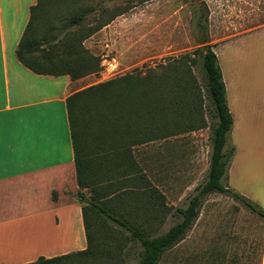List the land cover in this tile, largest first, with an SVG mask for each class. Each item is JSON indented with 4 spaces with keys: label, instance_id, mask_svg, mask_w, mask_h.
Returning <instances> with one entry per match:
<instances>
[{
    "label": "rangeland",
    "instance_id": "obj_1",
    "mask_svg": "<svg viewBox=\"0 0 264 264\" xmlns=\"http://www.w3.org/2000/svg\"><path fill=\"white\" fill-rule=\"evenodd\" d=\"M220 1L224 25L206 22L203 34L195 24L202 20L200 15H206L207 0H53L71 11L62 14L66 16L57 33L38 39L50 40L38 53L40 59L48 58L55 65L67 63L65 71L77 60L84 75L80 78L88 76L81 85L109 83L89 110L96 129L109 117L155 119L153 141L141 146L131 142L134 134L143 133V124L138 131L133 124L124 125L126 134L120 143L127 153L125 178L121 184L114 179L116 189L102 195L100 202L102 208L149 237L181 220L175 209L185 208L207 178L215 120L201 57L194 51L203 47L204 36L212 50L213 43L236 32L232 19L248 16V9L243 8L248 7L247 0ZM236 8L245 12L235 16ZM38 11L33 13L37 17ZM77 16L83 18L74 26L71 21ZM36 21L33 16L32 23ZM92 34L93 39L84 41ZM55 70H59L57 65ZM81 110L78 116L86 117L85 106ZM118 126H112L117 131L111 132L114 143L124 131ZM95 191L99 189L78 188L75 197L88 206ZM257 197L255 205L264 212V193ZM86 220L91 254L46 264H137L142 247L128 232L97 209L94 215L87 210ZM157 264H264V219L227 193H210L202 198L185 237Z\"/></svg>",
    "mask_w": 264,
    "mask_h": 264
},
{
    "label": "crops",
    "instance_id": "obj_2",
    "mask_svg": "<svg viewBox=\"0 0 264 264\" xmlns=\"http://www.w3.org/2000/svg\"><path fill=\"white\" fill-rule=\"evenodd\" d=\"M44 1L0 0V264H31L87 248L82 205L75 197L79 186L67 99L87 87L81 84L88 76L73 80L68 74L34 72L16 53L33 16L35 37L41 39L57 33L62 14L71 11ZM246 3L248 16L239 18L237 12L245 11L236 8V32L213 43L212 51L232 117L225 186L257 204V194L264 193V0ZM222 4L207 0L205 25H224ZM82 18L71 22L78 26ZM200 42L210 45L208 39Z\"/></svg>",
    "mask_w": 264,
    "mask_h": 264
},
{
    "label": "trees",
    "instance_id": "obj_3",
    "mask_svg": "<svg viewBox=\"0 0 264 264\" xmlns=\"http://www.w3.org/2000/svg\"><path fill=\"white\" fill-rule=\"evenodd\" d=\"M200 19L202 20H198L195 25H197L198 29H201L204 34L205 29L203 24L205 23V16L202 17L200 15ZM35 32L36 30H33L31 20L16 51L17 58L24 66L34 72L44 74H68L73 80L84 76L80 68L76 65V59L72 61V67L67 71H65L67 63L66 65L57 63L56 65L59 70L56 71V65L52 63L50 59H40L38 53L43 52L42 48L44 45H48V42L45 44L42 41L40 42L37 37H35ZM206 42L207 37L204 36L202 38V43ZM36 53L38 56H35ZM194 53L201 57L202 70L206 75V92L213 109L212 117L215 122L212 126V152L207 178L204 183L198 187L196 195L190 198L185 208L175 209V212L181 216V220L172 225L164 233L149 237L144 235L143 232L133 228L127 221L114 216L100 206V202H102L101 196L104 194L107 195L113 188L116 189V185L113 183L114 179L117 178L119 180L117 183L121 184V181L125 178L123 175L127 167V153L123 149L125 144H121L124 142L121 136L126 134L125 131L127 129H125L124 125L133 124L134 129L138 131V126L143 124V133L138 135L134 134L135 139L131 142V145L134 146L153 141L154 138L152 135L155 133L153 127L155 119L154 121H148L150 116L142 121L139 119L135 121L127 117L118 119L109 117L102 121L100 127L96 129V121L88 115L90 113V108L98 99L97 95L104 93V89L109 85V83H101L75 93L67 99L68 117L75 150L77 184L79 188H87L88 190L93 188L99 189V191H95L93 197H91L95 201L91 199L90 205L82 206L87 248L73 255L49 260L39 259L37 262L31 264L68 261L73 257H87L91 254L90 247L92 245V238L86 220L87 210H91L93 215L95 209L99 210L100 213L104 214L120 228L128 232L132 240H136L140 243L142 251L137 264H157L166 251L178 244L185 237L187 231L198 216V208L200 207L202 198L210 193H227L234 199L241 201L251 213L264 219V212L259 210L255 204L232 193L222 183L233 155L232 148L227 151L224 150L227 144V136L232 126V117L228 110L225 97V86L214 52L211 50L210 46L205 45L195 50ZM148 79L149 78H147V80ZM147 80L145 79V81ZM83 106H85L86 117H81L77 114L79 110L82 111L81 109ZM128 120L131 121L128 122ZM114 124H119L120 126L118 127L124 130L119 134L121 139L115 143L112 142L111 136V132H113L112 135L117 132L115 129L116 127H112ZM104 128L107 131H105ZM156 132L158 131L156 130ZM108 135H110V138ZM113 141L115 140L113 139ZM92 145H94L96 149L98 146V151L92 147ZM79 194L82 196L81 192H79Z\"/></svg>",
    "mask_w": 264,
    "mask_h": 264
}]
</instances>
